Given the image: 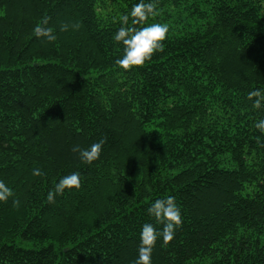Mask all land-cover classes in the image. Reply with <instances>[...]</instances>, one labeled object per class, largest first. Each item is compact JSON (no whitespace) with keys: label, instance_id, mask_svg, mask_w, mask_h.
Here are the masks:
<instances>
[{"label":"trees","instance_id":"16d2710c","mask_svg":"<svg viewBox=\"0 0 264 264\" xmlns=\"http://www.w3.org/2000/svg\"><path fill=\"white\" fill-rule=\"evenodd\" d=\"M138 2L0 0V264H135L166 196L183 224L152 264H264V0H157L126 26L167 24L163 48L123 70L112 36ZM101 139L91 164L73 150Z\"/></svg>","mask_w":264,"mask_h":264},{"label":"clouds","instance_id":"9594fccd","mask_svg":"<svg viewBox=\"0 0 264 264\" xmlns=\"http://www.w3.org/2000/svg\"><path fill=\"white\" fill-rule=\"evenodd\" d=\"M157 0H139L134 4L127 14L121 18V27L113 34L115 42L122 43L123 54L117 58L116 64L123 70H130L134 66L143 65L150 60L154 53L162 50L163 41L167 39L169 27L167 24L154 22L146 24L144 27H128L131 20L132 25L144 24L152 16L156 15ZM47 24V21H44ZM67 25L62 26V30L67 29ZM74 27H78L75 25ZM36 37H43L48 41H54L56 36L50 27L38 24L34 28ZM248 98L253 100V106L260 108L264 106V90L256 89L248 93ZM255 127L264 133V119L255 123ZM104 140L92 143L85 148H74L78 152L80 160L91 164L101 158ZM43 173L40 169L34 168L33 175L40 176ZM81 187V176L79 172H71L62 176L54 185V188L47 193V200L52 203L56 196L64 194L65 190L79 189ZM14 193L3 180H0V202H7ZM13 206H19L18 199L12 200ZM148 214L152 216L157 224H162V228H157L153 223H144L140 230V245L135 264H152V253L158 241L163 244L171 242L175 236L177 228L183 224L182 212L174 196H166L155 199L148 207Z\"/></svg>","mask_w":264,"mask_h":264}]
</instances>
